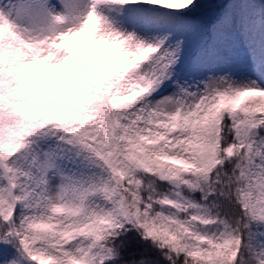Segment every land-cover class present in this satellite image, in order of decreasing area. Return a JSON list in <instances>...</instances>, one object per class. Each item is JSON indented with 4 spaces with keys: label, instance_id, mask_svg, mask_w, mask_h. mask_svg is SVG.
<instances>
[{
    "label": "snow or ice",
    "instance_id": "6c2138e0",
    "mask_svg": "<svg viewBox=\"0 0 264 264\" xmlns=\"http://www.w3.org/2000/svg\"><path fill=\"white\" fill-rule=\"evenodd\" d=\"M0 264H264V0H0Z\"/></svg>",
    "mask_w": 264,
    "mask_h": 264
}]
</instances>
